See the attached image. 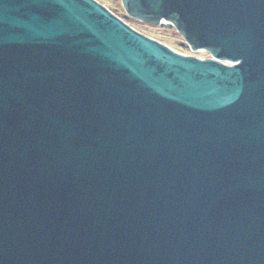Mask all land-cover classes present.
I'll return each instance as SVG.
<instances>
[{
    "label": "water",
    "instance_id": "obj_1",
    "mask_svg": "<svg viewBox=\"0 0 264 264\" xmlns=\"http://www.w3.org/2000/svg\"><path fill=\"white\" fill-rule=\"evenodd\" d=\"M121 2L0 0V264H264V0Z\"/></svg>",
    "mask_w": 264,
    "mask_h": 264
},
{
    "label": "rangeland",
    "instance_id": "obj_2",
    "mask_svg": "<svg viewBox=\"0 0 264 264\" xmlns=\"http://www.w3.org/2000/svg\"><path fill=\"white\" fill-rule=\"evenodd\" d=\"M101 1L104 2L108 7L114 10L116 13L123 16L124 8L121 0H101ZM130 23L139 30L155 38H158L159 40L167 43L168 45H170L175 49L194 53L202 57L210 56V52L204 48H199L194 50L191 49L190 47L181 45L180 42L181 40H183V36L174 26H168L167 24L159 25V24L149 23L132 17L130 19Z\"/></svg>",
    "mask_w": 264,
    "mask_h": 264
},
{
    "label": "built area",
    "instance_id": "obj_3",
    "mask_svg": "<svg viewBox=\"0 0 264 264\" xmlns=\"http://www.w3.org/2000/svg\"><path fill=\"white\" fill-rule=\"evenodd\" d=\"M118 14V13H117ZM118 15H120V14H118ZM120 16H122V15H120ZM130 23V22H129ZM175 49V48H174ZM177 51H179V52H183V53H185V54H194V53H190V52H185V51H181V50H178V49H176ZM196 55V54H195ZM199 56V55H198ZM200 57H202V56H200Z\"/></svg>",
    "mask_w": 264,
    "mask_h": 264
},
{
    "label": "trees",
    "instance_id": "obj_4",
    "mask_svg": "<svg viewBox=\"0 0 264 264\" xmlns=\"http://www.w3.org/2000/svg\"><path fill=\"white\" fill-rule=\"evenodd\" d=\"M130 19H131V17H129V18H126V20H127V21H129V22H130Z\"/></svg>",
    "mask_w": 264,
    "mask_h": 264
}]
</instances>
